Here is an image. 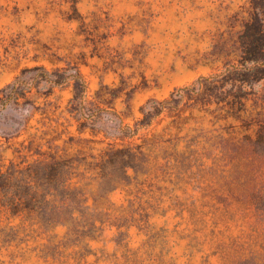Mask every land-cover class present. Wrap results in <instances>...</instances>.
Wrapping results in <instances>:
<instances>
[{"label":"rangeland","instance_id":"rangeland-1","mask_svg":"<svg viewBox=\"0 0 264 264\" xmlns=\"http://www.w3.org/2000/svg\"><path fill=\"white\" fill-rule=\"evenodd\" d=\"M251 12V0H0V161L48 117L74 136L104 141L96 147L150 148L146 164L103 196L110 222L97 238L65 240L63 227L24 230L12 241L0 233V264H237L260 249L253 193L264 161L216 169L210 159L184 169L176 154L185 142H144L165 127V115L137 125L147 101L237 64ZM255 91L264 93V82ZM80 93L102 109L95 137L79 134L67 112ZM194 113L180 135L218 127ZM217 193L227 200L218 203Z\"/></svg>","mask_w":264,"mask_h":264},{"label":"trees","instance_id":"trees-1","mask_svg":"<svg viewBox=\"0 0 264 264\" xmlns=\"http://www.w3.org/2000/svg\"><path fill=\"white\" fill-rule=\"evenodd\" d=\"M251 4V16L239 35L241 59L237 64L229 63L221 74L202 77L141 108L139 126L160 124L162 115L169 119L144 142L154 147L185 142L183 151L176 154L184 169L201 168L210 159L214 168L235 159L239 164L242 160L264 161V93L255 91L264 82V0H251ZM81 95L69 100L67 112L79 134L88 130L95 137L100 132L102 109ZM195 111L218 127L207 131L199 126L180 135L195 118ZM103 142L74 136L59 119L48 117L35 133L10 145L11 158L7 163L0 161V233L4 240L12 241L24 230L48 233L59 227L66 229L63 238L75 243L97 238L110 222V214L101 208L103 196L124 186L130 178L128 171L142 168L150 151H144L142 144L96 147ZM214 199L222 203L227 197L217 193ZM253 199L264 224V180ZM11 221L17 223L10 225ZM237 264H264V242Z\"/></svg>","mask_w":264,"mask_h":264}]
</instances>
